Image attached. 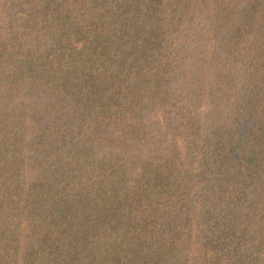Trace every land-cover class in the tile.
Masks as SVG:
<instances>
[{
	"label": "trees",
	"instance_id": "trees-1",
	"mask_svg": "<svg viewBox=\"0 0 264 264\" xmlns=\"http://www.w3.org/2000/svg\"><path fill=\"white\" fill-rule=\"evenodd\" d=\"M0 264H264V0H0Z\"/></svg>",
	"mask_w": 264,
	"mask_h": 264
}]
</instances>
